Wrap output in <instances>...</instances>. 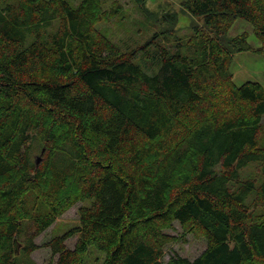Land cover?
<instances>
[{
	"label": "trees",
	"instance_id": "1",
	"mask_svg": "<svg viewBox=\"0 0 264 264\" xmlns=\"http://www.w3.org/2000/svg\"><path fill=\"white\" fill-rule=\"evenodd\" d=\"M124 1L0 0V264L40 247L53 264L91 247L101 264H264V84L236 85L252 46L228 37L248 22L262 54L264 0H183L193 35L170 46L180 12L127 0L162 29L120 38ZM79 203V226L35 243ZM176 222L207 248L164 262Z\"/></svg>",
	"mask_w": 264,
	"mask_h": 264
},
{
	"label": "rangeland",
	"instance_id": "2",
	"mask_svg": "<svg viewBox=\"0 0 264 264\" xmlns=\"http://www.w3.org/2000/svg\"><path fill=\"white\" fill-rule=\"evenodd\" d=\"M182 2L183 0L148 1L149 8L159 16L168 12H180L178 13L180 16V21L177 26V35L181 39L176 40L175 37H172L171 39L167 40L163 35H160L159 38L162 40L160 41L165 43L166 45L170 46L171 44H176V42L178 41L185 42L193 35V30L189 27V21L191 18L181 13V10L183 8ZM123 3H125L126 7L129 8L127 9L128 14H126V17L128 19L124 22L123 25H120L118 23L108 25V28L112 29L115 33H119L118 36L120 38H125V35H128V33H131V35H135L134 29H131V32L128 31V29L131 27L129 21L134 22V20H138L140 21V23L145 24V26L142 27H135L136 29H140L139 31L141 34V42H143L147 38V36L148 38H150L152 34L155 33V31L159 32L162 29V27L159 26L148 28L150 24L144 19L142 15H140V13L137 12V9L133 7L131 3L129 4V1L127 0ZM199 23H202V21L198 20L197 24ZM199 27H202V25L200 24ZM244 33L249 37L248 41L252 46V51L254 52L247 51L235 54L234 64L232 66L234 81L238 86H241L248 81H255L264 84V51L262 52V54L256 53V51L262 46V44L255 38L253 27L248 22L238 20L228 32V37L233 38ZM247 173H249L248 169L245 170L244 175H246ZM81 205V203L77 204L66 214L60 217L50 229H48L44 234L36 239L35 243L38 246H42L50 241L52 237L63 235L64 233L79 226V208L81 207ZM167 233L171 236L177 237L178 239H176L175 242L166 247V254L163 259L164 262H167L170 256L176 253L180 256L187 257L193 260L200 256L207 248L206 238L204 237L202 232L197 229L189 230V226L182 227L180 223L176 222L174 228L167 231ZM77 240L78 234L67 241V246L73 249L77 243ZM31 258L33 259L35 264H53L54 260H56L58 257L56 256L55 258H53L50 248L40 247L31 255ZM103 259L104 254L96 248L91 247L86 256L85 264H101Z\"/></svg>",
	"mask_w": 264,
	"mask_h": 264
},
{
	"label": "water",
	"instance_id": "3",
	"mask_svg": "<svg viewBox=\"0 0 264 264\" xmlns=\"http://www.w3.org/2000/svg\"><path fill=\"white\" fill-rule=\"evenodd\" d=\"M43 153H44V150H43L42 154ZM42 161H43L42 156H38L37 159H36V166H37V168L40 167V165L42 164Z\"/></svg>",
	"mask_w": 264,
	"mask_h": 264
}]
</instances>
